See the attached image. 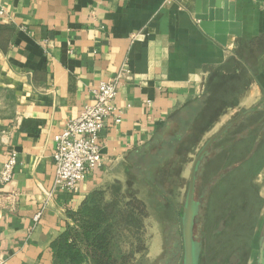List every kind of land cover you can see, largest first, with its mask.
I'll return each mask as SVG.
<instances>
[{
	"label": "crops",
	"instance_id": "0c3cea01",
	"mask_svg": "<svg viewBox=\"0 0 264 264\" xmlns=\"http://www.w3.org/2000/svg\"><path fill=\"white\" fill-rule=\"evenodd\" d=\"M228 3L241 34L224 46L200 26L196 0H0V167L18 153L13 179L0 187L7 264H54L52 243L69 211L96 189L124 184L132 154L175 111L216 102L197 147L220 121L263 101L264 0ZM118 73L121 122L109 117L101 132L102 164L65 189L56 183L54 136Z\"/></svg>",
	"mask_w": 264,
	"mask_h": 264
},
{
	"label": "trees",
	"instance_id": "16d2710c",
	"mask_svg": "<svg viewBox=\"0 0 264 264\" xmlns=\"http://www.w3.org/2000/svg\"><path fill=\"white\" fill-rule=\"evenodd\" d=\"M263 104L264 99L254 107L256 108L254 112L231 127L215 142L197 172V189L199 173L208 166L212 165L210 170L217 166L215 172L210 170L209 172L215 175L220 173L221 178L217 184L219 186L222 183L228 184L232 173L249 163L254 164L255 159L260 156L258 146L250 158L244 159L253 151L254 144H251V140L254 137H260L259 145L264 142V111L259 110ZM215 109L216 102L201 98L172 113L154 138L132 154L129 176L124 184L116 182L96 189L85 198L77 210L69 211L71 223L52 243L54 264H138L149 249V240L152 236L148 232V219L151 214L148 203L139 195L134 185L141 178L152 190L160 194L161 190L166 192L167 190L163 189L168 176L165 165L174 156L182 157L196 148L202 134L216 116ZM243 155L245 156L242 157ZM149 162L153 169L152 167L150 169ZM236 163L239 164L231 167ZM226 167L228 168L225 169ZM226 170L228 171L225 173ZM244 179H247V188L253 187L252 179L249 177ZM217 186L213 185V188L216 190ZM231 187L224 189V193ZM238 206L233 202L225 210L228 224L236 221L243 224L246 222L240 219L241 206ZM184 213L185 211L182 213L183 217ZM252 229L253 226L249 238ZM246 254L248 252L244 250L238 255L235 251L228 257L229 259L234 256L235 262L228 259L227 261L231 262L230 264L240 262L244 264L247 262Z\"/></svg>",
	"mask_w": 264,
	"mask_h": 264
},
{
	"label": "rangeland",
	"instance_id": "374dc122",
	"mask_svg": "<svg viewBox=\"0 0 264 264\" xmlns=\"http://www.w3.org/2000/svg\"><path fill=\"white\" fill-rule=\"evenodd\" d=\"M263 105L260 108H264ZM230 120L220 121L214 129L208 131L206 138L204 141L202 140V145H198L193 152L182 157L174 156L169 160V163L165 165L168 176L163 189L167 190L166 192L161 190L160 194L158 191L152 190L148 183H145L141 178L136 181L134 187L138 189L139 195L148 203L151 214L148 219V232L152 236L148 245L150 250L148 249V252L140 259L138 264H184L182 213L185 211L190 174L186 162L192 165L207 141ZM252 143L254 144L252 145L253 151L244 160L255 153L254 150L257 146L260 156L255 159L254 164L249 163L237 172L232 173L228 184L222 183L221 186H217L219 178H221V175L213 173L217 170V166L212 167V170H210L212 165L208 166L199 173L198 189L194 194L195 224L193 229L194 239L197 242L199 236L202 235L201 241L198 242V264L200 259V264H226L230 260L235 262L234 256L229 259L228 257L234 254L235 251H237V255L239 252L241 254L243 250L248 252L246 254L247 262L244 264H256L259 255V242L264 231V142L259 145L260 137L256 136L251 140ZM148 164L150 169L151 167L153 169V165L150 162ZM238 164H232L231 167ZM186 170L188 171L185 172ZM209 170L213 172H209ZM245 177L252 179L253 187L247 188L248 184L247 179H244ZM208 183L209 188L205 191V197L201 204L204 185L206 186ZM246 184L247 186H245ZM213 185L217 186L216 190ZM229 187L231 188L224 193V189L226 190ZM165 199L167 202H165ZM246 201L247 204H245ZM233 202H236L237 206H241L240 219L246 221L244 224L240 221L227 223L228 218H226L225 210ZM243 209H246V211L244 212ZM252 226V235L249 238ZM159 232H161V240L158 236L160 235ZM176 248H178L177 251ZM173 254H175V257H173Z\"/></svg>",
	"mask_w": 264,
	"mask_h": 264
},
{
	"label": "built area",
	"instance_id": "2783aa9c",
	"mask_svg": "<svg viewBox=\"0 0 264 264\" xmlns=\"http://www.w3.org/2000/svg\"><path fill=\"white\" fill-rule=\"evenodd\" d=\"M4 14V8L0 7V16ZM121 76V73H118L100 81L92 90L93 102L86 105L76 117L69 119L63 129L55 134L53 159L56 167V183L63 188L76 189L89 171L102 164L101 132L109 117H114L116 123L121 122L116 103ZM17 157V151L12 149L2 162L0 187L13 179ZM40 217L41 212H38L35 221ZM0 264H7L1 251Z\"/></svg>",
	"mask_w": 264,
	"mask_h": 264
},
{
	"label": "water",
	"instance_id": "95a60500",
	"mask_svg": "<svg viewBox=\"0 0 264 264\" xmlns=\"http://www.w3.org/2000/svg\"><path fill=\"white\" fill-rule=\"evenodd\" d=\"M195 13L196 19L199 20L200 26L205 33L224 46L227 45V40L230 34L236 36L241 34L239 24H236L232 15H230V5L228 0H196ZM255 110L256 108H251L241 112L233 120L222 127L207 141L193 162L183 217L184 264H197V250L195 248L193 235L195 224L194 194L196 190L197 172L202 166L205 157L209 155L215 142L231 127L235 126ZM229 169H231V167ZM260 252L261 264L264 257V231Z\"/></svg>",
	"mask_w": 264,
	"mask_h": 264
},
{
	"label": "flooded vegetation",
	"instance_id": "af4514ba",
	"mask_svg": "<svg viewBox=\"0 0 264 264\" xmlns=\"http://www.w3.org/2000/svg\"><path fill=\"white\" fill-rule=\"evenodd\" d=\"M263 110L262 111H264V108H262ZM259 110H261V108H259ZM220 174V173H219ZM218 174V175H219ZM211 182V181H210ZM208 188H209V183L204 187V192L202 193L203 195L201 196L202 197V201H201V204L203 203V199H204V194L206 193L205 191H207L208 190ZM197 189V188H196ZM263 236V235H262ZM201 239H202V235L201 236H199V239H198V242H200L201 241ZM261 240V241H260ZM259 241V243H260V247H259V255H258V259H257V261H256V264H260V251H261V243H262V239H260ZM194 242H195V248H196V250H198V242L196 241V239H194ZM176 247H178V246H176ZM178 250V248H176V251ZM173 257H175V254H173ZM262 263L261 264H264V257H263V261H261ZM201 263V259H200V261H199V264Z\"/></svg>",
	"mask_w": 264,
	"mask_h": 264
}]
</instances>
